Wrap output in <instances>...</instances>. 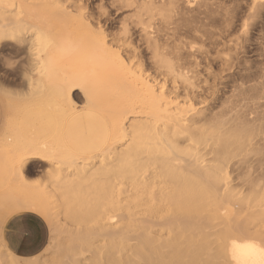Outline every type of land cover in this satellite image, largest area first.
I'll return each mask as SVG.
<instances>
[{"label": "bare ground", "instance_id": "1", "mask_svg": "<svg viewBox=\"0 0 264 264\" xmlns=\"http://www.w3.org/2000/svg\"><path fill=\"white\" fill-rule=\"evenodd\" d=\"M67 1L0 0L22 81L0 75V264H35L2 242L11 215L56 226L57 208L69 234L42 264H264V80L230 112L199 107L216 64L224 79L264 50V0H120L117 29ZM30 162L45 181L27 182Z\"/></svg>", "mask_w": 264, "mask_h": 264}, {"label": "rangeland", "instance_id": "2", "mask_svg": "<svg viewBox=\"0 0 264 264\" xmlns=\"http://www.w3.org/2000/svg\"><path fill=\"white\" fill-rule=\"evenodd\" d=\"M67 2L73 3V7L81 8L85 15H110L111 19H113L112 27L115 29L119 28L124 18L132 15L130 11L122 7L120 0H68ZM236 3L243 4V1L238 0L230 4V6H235ZM242 15L243 14L237 15L239 16L238 19H241ZM237 35L238 32L235 31L227 38L228 40L226 41V44H221L219 49L222 52L233 53V42ZM178 37L181 38L180 35H178ZM255 44L256 42L249 49L250 51L247 57L243 59L241 58L240 64L238 63L237 67L234 68L233 74L229 75L226 74L227 72L223 73L225 74L224 79L220 78L219 65H215L218 78H216L215 81L212 77L211 81L212 83L219 82V85L217 90L211 88L210 91L213 92L214 90L215 92L211 94V98H208V102L199 106L204 108L202 111V117L209 118L215 114L227 113L230 110L231 104L233 106V104L239 100V98H236L238 97L237 90L239 87L256 85L264 80L262 72L264 69V50L258 49ZM213 52L214 55H216L217 49H214ZM20 60L21 52H18L11 43L2 44L0 46L1 84H3L9 91L19 90L22 86L21 69L16 68ZM157 76L160 80L165 79L163 75L157 74ZM167 87L169 89L173 87V83L170 80H167ZM241 103H245V101H241ZM244 109L245 107H243V110ZM11 115L12 111L8 106L4 94L0 91V137L4 132ZM43 170L44 165L41 162H30L27 166V182L34 184L45 181L46 176ZM29 215H33V213L27 212L13 215L7 221L3 229V235L9 248L11 247L7 235L14 237L18 236L19 248L22 250L16 251L12 248L11 249L17 254L32 257L30 258L31 262L35 264H42L44 261H50L55 256L59 242L63 241V239L69 234L68 226L63 220L64 210L62 208H57L56 226H52L49 223L51 236L48 224L43 219L39 216H36L37 219H33ZM54 234L57 237L54 241H51Z\"/></svg>", "mask_w": 264, "mask_h": 264}, {"label": "crops", "instance_id": "3", "mask_svg": "<svg viewBox=\"0 0 264 264\" xmlns=\"http://www.w3.org/2000/svg\"><path fill=\"white\" fill-rule=\"evenodd\" d=\"M7 101V100H6ZM8 103V102H7ZM6 129V128H5ZM5 131V130H4ZM4 133V132H3ZM27 212H31V213H33V215H29V216H31L33 219H37V217L36 216H39L41 219H43L45 222L47 221V220H45V218H43L41 215H39V214H37V213H34V212H32V211H21V212H17V213H15V214H21V213H27ZM15 214H13V215H15ZM35 214V215H34ZM13 215H11L4 223L5 224H3V228H2V230H1V238H2V242H3V244H4V246L10 251V252H12L14 255H16V256H18V257H21V258H25V259H29V258H32V257H26V256H23V255H20V254H17L16 252H14L13 250H16V251H18V250H22L21 248H19L20 246H19V239H18V236H16V237H14V236H8L7 235V239H8V242H9V245H10V247L13 249H11V248H9L8 246H7V244H6V241H5V238H4V235H3V229H4V227H5V225H6V223H7V221L13 216ZM37 221V220H36ZM47 224H48V227H49V230H50V236H51V228H50V224L48 223V222H46Z\"/></svg>", "mask_w": 264, "mask_h": 264}, {"label": "snow or ice", "instance_id": "4", "mask_svg": "<svg viewBox=\"0 0 264 264\" xmlns=\"http://www.w3.org/2000/svg\"><path fill=\"white\" fill-rule=\"evenodd\" d=\"M236 247L239 248L240 246L237 245ZM244 247H245V248H248V249H253V250H254V246L251 245V244L245 245Z\"/></svg>", "mask_w": 264, "mask_h": 264}]
</instances>
